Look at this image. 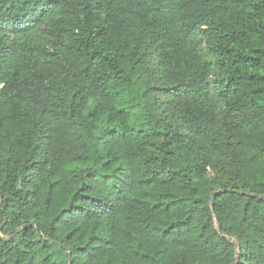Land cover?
I'll use <instances>...</instances> for the list:
<instances>
[{"label": "trees", "instance_id": "16d2710c", "mask_svg": "<svg viewBox=\"0 0 264 264\" xmlns=\"http://www.w3.org/2000/svg\"><path fill=\"white\" fill-rule=\"evenodd\" d=\"M0 264H264V0H0Z\"/></svg>", "mask_w": 264, "mask_h": 264}, {"label": "water", "instance_id": "95a60500", "mask_svg": "<svg viewBox=\"0 0 264 264\" xmlns=\"http://www.w3.org/2000/svg\"><path fill=\"white\" fill-rule=\"evenodd\" d=\"M213 195H211L210 197H209V203H210V206H211V209L213 210ZM217 229H218V231H219V233H221V231H220V228L218 227V225H217ZM229 240H231V241H233L231 238L229 239ZM234 242V241H233ZM235 243V242H234ZM235 246H236V244H235Z\"/></svg>", "mask_w": 264, "mask_h": 264}]
</instances>
